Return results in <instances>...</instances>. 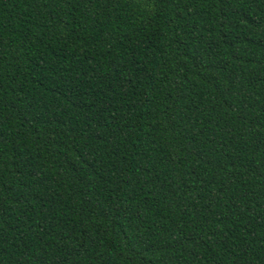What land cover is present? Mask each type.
I'll return each mask as SVG.
<instances>
[{"label": "trees", "instance_id": "obj_1", "mask_svg": "<svg viewBox=\"0 0 264 264\" xmlns=\"http://www.w3.org/2000/svg\"><path fill=\"white\" fill-rule=\"evenodd\" d=\"M0 264H264V0H0Z\"/></svg>", "mask_w": 264, "mask_h": 264}]
</instances>
